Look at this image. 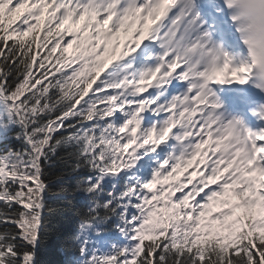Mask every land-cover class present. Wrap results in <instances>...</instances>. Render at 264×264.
<instances>
[{
  "label": "snow or ice",
  "instance_id": "snow-or-ice-1",
  "mask_svg": "<svg viewBox=\"0 0 264 264\" xmlns=\"http://www.w3.org/2000/svg\"><path fill=\"white\" fill-rule=\"evenodd\" d=\"M193 8L0 0V264H264V127L211 87L252 68Z\"/></svg>",
  "mask_w": 264,
  "mask_h": 264
},
{
  "label": "clouds",
  "instance_id": "clouds-1",
  "mask_svg": "<svg viewBox=\"0 0 264 264\" xmlns=\"http://www.w3.org/2000/svg\"><path fill=\"white\" fill-rule=\"evenodd\" d=\"M231 4L230 14L235 17L232 21L247 49L246 57L237 54L236 58L251 65L249 79L264 91V0H231Z\"/></svg>",
  "mask_w": 264,
  "mask_h": 264
},
{
  "label": "trees",
  "instance_id": "trees-1",
  "mask_svg": "<svg viewBox=\"0 0 264 264\" xmlns=\"http://www.w3.org/2000/svg\"><path fill=\"white\" fill-rule=\"evenodd\" d=\"M57 242L56 239L53 238L49 243L48 247L41 252V260L45 262V264H59L61 257L58 255L56 251Z\"/></svg>",
  "mask_w": 264,
  "mask_h": 264
}]
</instances>
